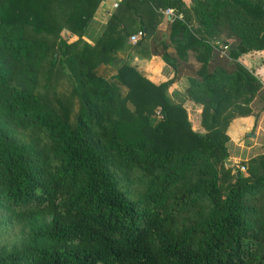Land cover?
<instances>
[{"label":"trees","instance_id":"1","mask_svg":"<svg viewBox=\"0 0 264 264\" xmlns=\"http://www.w3.org/2000/svg\"><path fill=\"white\" fill-rule=\"evenodd\" d=\"M99 1L0 0V235L19 229L0 264H264V153L245 174L225 165L230 120L264 110V0H121L138 27L115 11L87 43ZM156 8L171 11L163 31L140 12ZM138 29L132 47L169 79L114 64ZM39 78L67 79L64 105Z\"/></svg>","mask_w":264,"mask_h":264},{"label":"crops","instance_id":"2","mask_svg":"<svg viewBox=\"0 0 264 264\" xmlns=\"http://www.w3.org/2000/svg\"><path fill=\"white\" fill-rule=\"evenodd\" d=\"M120 1L121 0H100L98 2L91 19L86 25L87 28L85 30V34L84 36H82V39L84 41H86L87 43H91L93 38H95L96 35L101 31V28L104 27L109 16H111V14L115 11H118L117 15L120 21V27H138V21L136 20L137 18L132 16L133 14L128 16L127 8L122 9L119 6L117 10V5ZM183 1L187 3L188 0ZM153 11L156 14L155 17H153L154 14H148L145 10H140V12L144 15V19L146 21H151L153 18H155L156 29L159 31H163L167 26L168 19L163 14V11H161V9L156 8L153 9ZM136 31L137 30L133 31L129 35L135 33ZM74 39H76V36L71 35L69 36L68 41H73ZM133 44L135 43H131L127 39L126 45L129 46V48L116 51L114 53L115 65L121 61H124L125 64L133 66L141 76L145 77L147 80L154 84L163 82L172 76L173 70L171 66L165 63L158 54L146 53V50H144V48L137 50L132 47ZM263 56L264 54L261 55L262 58H264ZM262 64V67L264 69V61L263 63H261V65ZM115 65L111 66L108 64H100L97 67V73L102 76L109 77L113 73ZM255 71L258 72V69H256ZM186 73L187 71L185 73H181V75L176 78L166 89V96L170 100L176 102L178 101V97L183 94L184 89L187 86ZM196 112L197 111L195 110L193 114L196 115ZM260 117L261 119L264 118V112ZM258 118L259 116L254 117L252 115H245L234 117L230 120L226 128V133L228 136L226 147L229 154L228 159L233 160L234 163L236 162V160H240L239 155L244 154L248 156L252 152L255 154L260 150L259 147H262L261 144L254 143L257 129H263L260 127L261 124H259L260 122ZM262 135L264 136V132L262 133ZM262 139L264 141V137H262Z\"/></svg>","mask_w":264,"mask_h":264},{"label":"rangeland","instance_id":"3","mask_svg":"<svg viewBox=\"0 0 264 264\" xmlns=\"http://www.w3.org/2000/svg\"><path fill=\"white\" fill-rule=\"evenodd\" d=\"M249 57H250V55H245L242 59L239 58L240 59L239 61L243 65L248 66V59H249ZM262 60L264 61V58H262ZM262 66H263V64L262 65L261 64H256L255 65V68H254V71L256 69H258V72L255 71V73L257 74L258 77L261 78V80L264 77V69H263ZM66 83H67V79H65V80L64 79H62V80L60 79V80H58L57 83L54 84V86L53 85H46V86H44L43 85V79L42 78H39V83H38L37 90L40 93V95L42 96V98L48 100L52 104L56 103V104H62V105H64L65 102H66L65 101V98L62 99L61 97L57 96L56 94L53 93V90L56 91V92H58V93L65 92L66 97L69 98L67 96L68 95L67 94V91H65V90H69L68 89L69 87L66 85ZM256 107H257V105L254 107V111H256ZM187 109H190V110H188L187 117H188V120L190 121L191 126L193 128H198V122H197V119H196L197 112H196V115H194L193 113L195 112V110H193L191 108H188V107H187ZM71 111H72V113H71ZM263 112H264V110L261 111V112H259V114H258V116H259L258 120L260 122L259 124H261L260 127L263 128V129H261V130L257 129L256 138H255V141H254L255 144H261L262 147H259L260 150L257 153H255V154L252 152L248 156H246L244 154L239 155L240 160H236V163H237L236 167L238 168V171H240L242 174H245L246 173L245 172V169H246L245 162L248 159L264 153V145H263L264 144V141L262 139V137H264L262 135V133L264 132V118L261 119V117H260ZM73 116H74L73 110H70L69 111V118L68 119L70 121H72L73 120ZM254 133H255V131H254ZM246 141H248V140H246ZM228 156H229V154H228ZM240 166L243 167L242 170H239ZM0 236H1L0 237V241L7 242V243H12V241H14V239H16L17 236H19V229L18 228H14L13 230L8 231L5 234H2Z\"/></svg>","mask_w":264,"mask_h":264},{"label":"built area","instance_id":"4","mask_svg":"<svg viewBox=\"0 0 264 264\" xmlns=\"http://www.w3.org/2000/svg\"><path fill=\"white\" fill-rule=\"evenodd\" d=\"M114 6H115V4H114ZM162 11H163V14L169 20L170 17H171V11L169 9H164ZM142 35H143V31L141 29H138L135 33L129 35L128 41L131 42V43H135L137 40L140 39V37H142ZM224 49H225V46H222V50H224ZM157 115H158V113H157ZM242 169H243V167L240 166L239 170H242Z\"/></svg>","mask_w":264,"mask_h":264},{"label":"water","instance_id":"5","mask_svg":"<svg viewBox=\"0 0 264 264\" xmlns=\"http://www.w3.org/2000/svg\"><path fill=\"white\" fill-rule=\"evenodd\" d=\"M232 164H234L233 160L228 159L225 161V165H232Z\"/></svg>","mask_w":264,"mask_h":264}]
</instances>
